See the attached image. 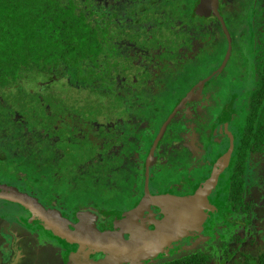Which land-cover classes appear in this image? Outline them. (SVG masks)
Here are the masks:
<instances>
[{
    "label": "flooded vegetation",
    "instance_id": "af4514ba",
    "mask_svg": "<svg viewBox=\"0 0 264 264\" xmlns=\"http://www.w3.org/2000/svg\"><path fill=\"white\" fill-rule=\"evenodd\" d=\"M90 1L97 10L107 9L112 44L125 42L122 54L128 65L123 71L128 77L113 78L114 89L125 92L120 115L96 114L93 119L72 122L74 138L80 141L78 151L91 149V154L83 163L68 165L66 173L74 169L65 177L74 183V170L78 181L100 177L104 189L98 200L103 201L81 203L65 188L49 193L46 187L24 185L19 173H14L15 180L0 178V184L58 211L71 230L78 222L77 214L84 212L85 222L97 231L118 230L114 223L123 221L122 238L135 240L132 247L138 249L145 247L139 234L154 231V223L164 216V208L157 204L133 211L143 199L189 196L212 179L205 194L211 209L203 208L199 225L150 257L111 264H171L193 254L206 255L207 264H218L217 252L223 264H264V12L259 0H216L201 16L195 13L198 0H183V5L181 0ZM175 5L177 11L172 14L170 7ZM130 10L135 15L138 11L131 19ZM138 16L144 18L139 29L133 22ZM114 69L120 70L119 66ZM60 76V81H69L66 75ZM188 93V101L161 129ZM153 123L156 128H148ZM63 136L65 142L74 140L67 132ZM51 150L53 154L70 152L63 143L61 149ZM76 152L72 150L70 156ZM62 176L49 177L50 183L64 185ZM108 200L116 204L110 206ZM0 202L2 207L16 205L14 219L28 227L27 233L16 230L14 238L2 235L0 264H94L106 257L82 242L55 236L20 205ZM232 224L235 229L230 228ZM28 237L34 240L28 242ZM43 245L61 250L56 258L50 253L43 262L38 259ZM177 249L180 256L155 261Z\"/></svg>",
    "mask_w": 264,
    "mask_h": 264
},
{
    "label": "trees",
    "instance_id": "16d2710c",
    "mask_svg": "<svg viewBox=\"0 0 264 264\" xmlns=\"http://www.w3.org/2000/svg\"><path fill=\"white\" fill-rule=\"evenodd\" d=\"M259 2L264 12V0ZM170 8L172 14L177 11L176 5ZM104 10H97L90 0H0V162L8 167L0 170L11 175L20 172L22 181L33 178L34 188L60 192L49 177L54 178L64 165L85 161L79 157L80 141L74 138L72 122L93 119L99 111L113 114L114 105L123 103L125 92L114 89L113 78L128 77L123 71L128 65L122 54L125 42L112 44L114 34ZM130 14V19L135 17V10ZM139 16L133 21L137 29L144 21ZM60 74L68 77L70 94L54 89ZM85 105L90 107L87 112L82 110ZM65 132L74 140L65 142ZM62 143L70 152L77 151L73 158L69 151L52 153ZM17 165L20 170L14 169ZM206 257L193 254L171 264H207Z\"/></svg>",
    "mask_w": 264,
    "mask_h": 264
},
{
    "label": "water",
    "instance_id": "95a60500",
    "mask_svg": "<svg viewBox=\"0 0 264 264\" xmlns=\"http://www.w3.org/2000/svg\"><path fill=\"white\" fill-rule=\"evenodd\" d=\"M216 0H198L195 13L199 16L205 15L206 8L210 6V2L215 3ZM200 81L198 84L202 83ZM190 98V93L186 95L171 110L168 117L161 125V129L166 125L169 118L174 112L183 107V104ZM155 144L153 142L152 146ZM212 179L205 181L202 187L198 188L192 195L184 197H176L172 195H151L143 199L140 204L133 210L138 211L147 204H157L163 207L164 216L159 223H154L155 230L151 232H141L139 236L144 242V248L132 247L135 240L123 239L120 232L123 221L114 223L115 231H97L85 222L86 213L77 214L78 222L72 226V230L67 227L68 221L63 218L60 213L51 208H45L37 200L27 194L19 191L13 186L0 184V199L15 203L26 209L34 219L40 221L45 229H50L55 236L62 237L68 242H82L92 250H100L106 254L104 259L96 261L94 264H111L119 261L134 260L135 258L150 257L156 254L169 241L183 236L187 229H192L194 224H200L204 218L203 208L209 210L211 207L207 205L205 194L212 187ZM132 211V212H133ZM85 217V219L83 218Z\"/></svg>",
    "mask_w": 264,
    "mask_h": 264
},
{
    "label": "rangeland",
    "instance_id": "374dc122",
    "mask_svg": "<svg viewBox=\"0 0 264 264\" xmlns=\"http://www.w3.org/2000/svg\"><path fill=\"white\" fill-rule=\"evenodd\" d=\"M43 77H40V76H38V80H41ZM44 78H46V77H44ZM63 78V77H62ZM64 79V78H63ZM62 79V80H63ZM26 82H28V80L26 79V80H24V83H26ZM64 83H66V82H60L59 80H57V82H55V85L53 86L54 87V89H56V90H60V91H64V92H69V91H71V89L70 88H68V87H66L67 86V83H66V85L64 84ZM54 84V83H53ZM172 84V83H171ZM172 85H174V84H172ZM69 94H70V92H69ZM92 106H95V104L94 103H92L91 104ZM90 109V107L88 106V105H85V106H83V108H82V110L84 111V112H87L88 110ZM123 109V107L122 106H120V105H117V104H115L114 105V107H113V115L114 116H117V111L118 112H121V110ZM91 110H93V107H91ZM93 112V111H92ZM95 114H97L98 116H102V117H106V116H108V114H105L104 112H102V111H99V112H95ZM86 116H87V114H86ZM96 115H94V117H95ZM111 116V115H110ZM173 120H175V119H173ZM183 121H181V123H180V125L183 127ZM109 125H111V123H109ZM109 125H108V127H109ZM155 126H157L156 124H150L149 126H148V128H156ZM90 154H91V149L90 150H86L85 152H80V156H81V158H86V157H88V156H90ZM76 160H77V158H76ZM5 161V160H4ZM71 161V160H70ZM75 162V161H74ZM70 164L72 163V162H69ZM2 166H4L3 165V162H0V169H4V168H8V167H2ZM56 166H58V165H56ZM59 166H62L63 167V165H59ZM65 167H63L64 169L63 170H61L60 169V173H58L59 175H63L64 177L65 176H68V174H70V172H71V170L72 169H74V166L70 169V170H68V172L66 173V167L68 166V165H64ZM87 165H84V167H86ZM89 166H93V165H89ZM14 169H16V170H20V168H19V165H17V166H15V168ZM20 173V172H19ZM76 171L74 170V175H75V177L73 176V177H71V178H73L72 180H74V183H71V182H69V181H67L66 182V177H65V179L63 180V184L64 185H62V181H60V182H56L55 184H57V185H59V186H57V187H59L58 189L59 190H61V191H63V189L65 188V189H67V190H69L73 195H75L78 199H81V203H91V202H93V200H98V198H99V196L101 195V193H103V189H104V186L102 187V182H101V180H100V177H98V176H96V180H92V181H89V178H86V177H83L81 180H79L78 181V178H77V176H76ZM9 174V175H8ZM4 175H5V177H4ZM24 175V173L22 174V176ZM9 176H10V179L12 180L13 178V180H15V178L16 177H14V173H13V175H11V173L10 172H6V173H4V171L3 170H0V178L1 179H3V180H7V179H9ZM62 176V177H63ZM23 179H21V181H22ZM34 179L33 178H25L24 179V185H35L34 184V181H33ZM32 183V184H31ZM79 184V185H76V184ZM77 186H80V188H75V187H77ZM75 188V189H74ZM106 194V193H105ZM104 194V195H105ZM92 198V199H91ZM91 200V201H90ZM103 200H98V202H102ZM110 203L108 204V205H115L116 203L115 202H112V201H110V200H108ZM107 201V202H108ZM2 202H0V204H1ZM3 203H5V202H3ZM6 204V203H5ZM10 203H8V204H6V205H4L3 204V207H2V204L0 205V238L2 237V235L3 234H7L9 237H13L14 238V236H16V233L15 232H19V230L21 231V232H25V233H27L28 232V227L26 226V224H25V222H24V224L25 225H23V223L20 221V220H17L19 223H17L18 225H16V223H13V221L14 222H17L16 221V219H14V218H17V216H16V214L14 213V211L13 210H15L16 208H17V206L16 205H14V204H10ZM110 205V206H111ZM253 223H255V222H253ZM21 227H23L25 230H22V229H20V226ZM241 226V225H240ZM230 228H236V225L235 224H232L231 225V227ZM241 229H242V227H240V231H241ZM17 230V231H16ZM30 233H32V232H30ZM222 235H227V234H225V233H223ZM228 235H230V234H228ZM27 236H29V235H27ZM27 236H25V237H23V238H26ZM22 237V236H21ZM23 238H20V242H21V240L23 239ZM220 239H222L223 240V238L221 237V238H219V240ZM28 242H30V241H33L34 239L32 238L31 239V237H28V239H26ZM218 240V239H217ZM14 241V240H13ZM217 243H218V241H217ZM11 246V245H10ZM9 248V247H8ZM9 250H11V249H8V251ZM60 248H58V247H56L55 245H52V246H50V245H43L42 247H41V249H40V252H39V254H38V259L39 260H41V261H48V259H49V254L51 253L52 254V256H55V257H53V258H56V254L57 253H59L60 252ZM171 252L170 253H167V255H164L163 253L160 255V258H157L155 261H158V260H161V259H165L166 257H171V256H174V257H177L178 255L180 256L181 254H180V252H181V250L180 249H177V250H174V251H172V250H170ZM6 252V251H5ZM169 252V251H168ZM175 255H177V256H175ZM27 257V256H26ZM26 257H24V258H26ZM174 257H171V258H174ZM7 258H9L8 256H7ZM215 258H216V262L218 263V264H223L222 263V259L219 257V252H217V253H215ZM18 262V261H17ZM9 264H10V262H9Z\"/></svg>",
    "mask_w": 264,
    "mask_h": 264
}]
</instances>
